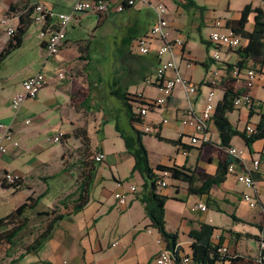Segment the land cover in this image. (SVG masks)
Wrapping results in <instances>:
<instances>
[{"label": "crops", "instance_id": "1", "mask_svg": "<svg viewBox=\"0 0 264 264\" xmlns=\"http://www.w3.org/2000/svg\"><path fill=\"white\" fill-rule=\"evenodd\" d=\"M75 1L0 0V19L6 16L10 7L13 8L11 14H15L27 5L38 4L43 5L54 13L69 14L72 12ZM123 1L112 0L110 10L105 14L89 13L96 18V24L92 30L91 39L88 41L72 45L65 33V43L60 53L47 58L43 50L44 40L40 37L42 29L40 26L35 29L37 34L36 45L38 46L35 60L29 61V48L23 39L21 46L0 62V124L10 127L9 139L3 140V144L7 148V153L4 155H6L10 163L3 167L4 164L1 163V157L3 158L4 155L0 157V193L9 190L14 195L25 191L27 193L22 201L24 203L25 199L28 196H32L33 192V190L24 189V185L36 179V181L45 186V179H53L60 172V170L57 172H54L55 169L52 172L51 170L55 168L57 163L61 164L63 159L67 158L64 156L65 149L70 142L75 141L77 146L80 147L78 140L72 137V132L83 126L84 115H89L90 92H96L98 90L96 83L100 82L97 78L96 83L93 84L91 78L85 74L86 89L83 84V77L74 76L75 68L79 67L77 66V59L80 45H85V49L88 46H92L91 52L93 50L101 53L105 52L106 55H102V60H112L111 56L114 53L115 61L120 60L124 64L131 65L134 72L133 77L125 82L120 81V85L126 89L128 94L139 95L145 100L162 98L159 88L153 84L154 80L147 81L145 77L148 72L154 74L159 60L156 59L154 54L147 56L137 55L134 47V42L138 38L146 36L154 22L153 13L145 4L148 0H142V2L136 3L132 8H127L120 13L115 12V6L122 4ZM162 2L167 9L169 38L171 40L180 38L183 41V47L174 51L177 71L184 80L191 84L198 83V90L195 95L187 97L182 88L176 87L168 97L165 106L149 112L145 117L141 118V125H134L133 127L141 133H143L144 127L151 128L154 131L149 134L143 133V139L147 136L153 137L155 133H158L163 139L179 142V145L173 146L156 140L158 143L167 145L168 151L165 155L152 156V158L148 152L150 168L158 165L165 167L175 166L187 169L196 176L213 177L216 174L218 165L228 158L227 152L220 147V140L213 121L211 120L208 124L207 134L209 142L203 146H192L189 144V136L193 134V130L184 125L183 122L188 120L189 117H199L204 96L208 91L207 85L209 79H211L209 73L212 71H216L217 74L214 78L217 82V87L214 90L215 105L222 99L223 85L230 81L234 82L233 89L238 95L245 92L243 81L232 80L230 77L233 67L239 61L236 51L219 48L221 60L218 62L213 61L212 53L216 48L208 42V36L216 20L222 21L225 25H227V22L238 21L243 8L246 6H249L252 10L260 9L264 12V0H162ZM89 14H75L68 26L72 21L78 23L80 16ZM9 25L13 26L12 22ZM253 26L254 15L250 14L247 18L245 31L250 33L253 30ZM192 32L197 34L199 43L204 47L202 53L198 54L192 51ZM8 41L9 38L5 36L3 31H0V52ZM245 44L246 42L242 40L241 45L244 46ZM14 55L20 57L21 61L16 68L9 71L6 63ZM167 58V56H164L161 61H165ZM186 60L193 63L190 71L180 66L182 61L185 62ZM261 60L262 65L251 60L242 63V68L256 70L258 77L250 90V96L254 102L253 108L234 109L233 112L227 115L229 123L238 132H243L246 125L255 126L259 121V117L264 114V54ZM94 62H98V60ZM35 64H38V69L34 72H29V67ZM85 67H88V63L84 64L81 69L84 70ZM197 67H200L203 73L198 79L195 78L194 74ZM59 71L65 72L63 80H59L57 77ZM37 73L43 75L46 81L45 87L39 91L36 99L25 101L17 112H13L11 106L13 97L22 92V83ZM123 73H129L128 69L123 68ZM168 76H171V72L168 73ZM114 78L113 76L109 83L112 84ZM109 83H105L108 96H110L109 85H111ZM139 83L149 84L156 89L157 95L155 97L145 96L144 88L139 87ZM84 89L88 92L81 98L77 95V92L79 93L80 90L82 92ZM29 101L34 102L37 107L39 105V108L30 109L27 104ZM255 102L258 104L255 105ZM71 105L74 107L77 105L80 108L79 117H76L75 109L74 113L69 111ZM55 114H57V117L54 116ZM50 115L53 116L52 119L55 123L45 132L47 134L51 133L52 138L58 134L64 136V142L60 144V151L57 153L58 162L56 163L55 159L54 163L51 161V164L49 163V158L48 160H37L29 164V136L38 132L43 125H48L50 120L48 117ZM255 116L256 120H253ZM21 119H24V121L30 119V124L26 125L27 128H23L26 132L25 136L20 135L21 129H19L18 124ZM126 121L128 134L131 128L127 118ZM162 121H165V123H162ZM97 130L93 137L92 135L89 136L90 151L91 153L95 150L102 152L105 160L102 164H95L94 179L88 204L80 213L61 221L54 228L51 238L37 254H29L19 260L18 257L21 254L15 259L13 257L8 258L9 264H19L28 256H34L35 259L29 260L26 264H98L95 260L96 257L105 255L112 249L117 251L109 255L110 260L108 259L109 261L105 262V264H155L154 259L164 246V243L162 242L163 246H158L155 243L159 236L149 226V221L145 218L142 205L135 199L137 190L135 189V192L129 196L125 209L118 208L114 200L111 204H107V197H109L110 193L107 192L104 185L101 186V191L96 194L97 178L100 177L101 179L102 170L105 167L112 174L111 168H115L123 160L129 163L130 171L133 166V160L125 152L123 141L119 136L116 139L119 141L118 153L116 155L114 153L108 155L104 143L98 139ZM229 146L241 153L239 159L246 168L251 169L252 161H258L256 170L258 181L254 184V190L244 188L237 183L235 174L227 173L223 182L212 186L207 195H190L187 191V184L172 181L168 178L165 179L167 187L163 189L157 188V194L167 199L164 206L165 230L169 234H176L175 243L182 252H188L190 249L192 240L189 238V234L193 231H198L199 227L205 224L215 228V233L220 234L221 245L227 248L229 255H235L254 263L259 241L264 242V141H256L248 149L239 137H234L231 139ZM44 148L40 145L35 146L37 156L45 155L46 150ZM24 158H27V160ZM20 160H22V163L16 165V162ZM231 164L234 166L235 173L241 171L237 163L233 162ZM98 165L102 166L99 170H97ZM4 172H10L22 178V185L19 188H11L5 185L2 180ZM134 175L140 178L142 186L141 177L136 173ZM112 181L116 185V189L122 191L120 179L114 178L112 175ZM45 190H48V187H45ZM42 194L44 195V193ZM244 195L255 197L257 201L255 208H250L243 201ZM44 198L45 196L38 205L42 204L41 202ZM92 203H96V207L91 217L86 219L85 213L88 210V206ZM197 203L205 204L207 206L206 211L192 213L190 208ZM104 207H107V209L105 210ZM215 208L218 209L216 210ZM136 209L141 211L139 219H136L134 214L132 215V211H136ZM112 216L116 217L115 222L110 224L102 223L103 220ZM232 217L238 221H233ZM119 219L122 221L121 225L119 224ZM7 228L9 227L0 228V234L11 229V227L8 230ZM147 230L150 231V234H147ZM113 243H117V246L112 247ZM242 245H244L243 248H241Z\"/></svg>", "mask_w": 264, "mask_h": 264}, {"label": "trees", "instance_id": "2", "mask_svg": "<svg viewBox=\"0 0 264 264\" xmlns=\"http://www.w3.org/2000/svg\"><path fill=\"white\" fill-rule=\"evenodd\" d=\"M28 7H30V5H27L15 13L19 14V21L13 36L9 38L8 43L0 52V62L21 46L23 35L33 24L30 20L31 9L25 12ZM12 9V7L8 9L6 17L11 15ZM250 14L254 15V26L253 30L248 33L245 31V25L247 24V18ZM226 27L238 35L241 41L243 40L246 42L244 46L241 45V47L236 50L239 61L235 67L242 68V63L248 60L262 65L261 59L264 54V12L260 9L252 10L249 6H246L241 12L240 19L238 21L227 22ZM233 83L234 82L230 81L223 85L222 99L216 104L211 120L218 133L220 147L223 150L230 148V141L234 137H239L246 147L250 149L254 142L260 140L264 141V114L259 117L258 123L254 126V134L247 136L244 131L238 132L235 130L227 119V115L234 111L233 101L239 96L233 89ZM110 96L119 102L131 128L130 133L127 134L121 131L116 123L114 125L115 132L123 141L125 152L133 160L130 175L136 173L143 181L141 190L136 195L135 199L142 205L145 218L149 221V226L157 232L161 241L164 243L165 249L172 250L176 245L177 236L176 234H169L165 230L164 206L167 199L157 194L155 182L159 177L158 173H167L168 179L187 184V191L190 195L201 196L207 195L212 186L222 183L227 174L228 166L233 162L238 163L239 161L228 155L229 159L227 158L218 165L216 174L213 177L196 176L187 169L175 166L165 167L158 165L154 168H150L147 152L141 142V137H143L144 134L135 130L133 127L134 125H141V117L137 115V111H139L145 103L139 100H132L130 98L131 95L120 85L118 77H115L110 85ZM99 131L100 130H97V132ZM72 137L78 140L80 144V150L82 151L80 157L84 162L81 164L83 167L80 182L74 193L59 202L61 207L69 209V211L58 213L55 210H51L49 212L36 213V217L47 218L46 224L32 243L25 247L24 252L18 257V260L29 254H37L43 245L51 238L54 228L65 218L80 213L89 202L96 164L93 161V153L90 151V139L87 136V131L83 128L73 130ZM153 137L158 142L173 146L179 145L178 141L163 139L158 133H155ZM62 139H64V136ZM62 139L59 144H62ZM250 176L254 183L258 181L256 173H250ZM21 185L22 183H17L11 188H19ZM43 197V194L36 198L28 196L24 203L18 206L12 213L4 218H0V228L11 227L7 232L0 234V244L5 242L8 246L12 247L14 245L17 236L27 228L29 220L26 214L34 211ZM69 200L70 207L65 204ZM215 209L217 210L218 208ZM232 219L233 221H238L233 217ZM214 232L215 228L203 224L199 227L198 231H193L189 234V238L192 240L189 251L193 264H254L249 260H244L235 255L218 254L216 248L211 245L210 241ZM174 264H178V262L175 261Z\"/></svg>", "mask_w": 264, "mask_h": 264}, {"label": "built area", "instance_id": "3", "mask_svg": "<svg viewBox=\"0 0 264 264\" xmlns=\"http://www.w3.org/2000/svg\"><path fill=\"white\" fill-rule=\"evenodd\" d=\"M148 0L145 4L149 10L153 13L154 22L150 27L146 36L138 38L134 42V47L137 55L147 56L154 54L157 60H159L158 66L154 72L153 84L159 88L162 93V98L154 100H145L139 95H136V100L145 103L137 115L143 118L149 112L155 111L167 104V99L176 87L182 88L186 96L195 95L198 88L197 86L191 84L190 82L184 80L177 71V63L175 61V49H181L183 47V41L180 38L171 40L169 38V24L167 21V9L162 2V0ZM112 0H76L72 12L69 14L54 13L47 9L43 5H30V7L25 10L31 9L30 20L33 24L40 25V37L44 40L43 50L47 58L53 57L60 53L61 49L65 43V33L69 22L72 20L75 14H105L110 10ZM142 2V0H124L122 4L115 6L114 11L120 13L127 8H132L136 3ZM19 21V14H11L8 17H3L0 19V31H3L7 38H11L15 32V28ZM12 22L13 26L9 25ZM208 42L216 48L212 54L213 61H220L219 48L226 49L228 51H236L241 47V39L236 35L231 29L227 28L226 25L220 21L216 20L213 23V27L208 36ZM167 56V60L161 61V58ZM187 67H191L193 63L186 60ZM171 72V76L168 73ZM211 79L208 82V91L204 96V102L199 111V117H189L188 120L184 121V125L192 128L193 134L189 136V144L192 146H203L209 142L208 139V124L211 122L212 116L215 111V92L217 87V82L215 81L216 71L209 73ZM59 80L65 78V72L59 71L57 74ZM230 77L232 80H242L244 83L245 92L239 95L233 101V108H253L254 102L250 96V90L255 84L258 77V72L254 69L233 67ZM214 79V80H213ZM46 81L41 73H37L33 77L28 78L22 83V92L16 94L12 101V109L17 112L21 105L28 100L36 99L39 91L45 87ZM191 111V109H189ZM190 116V113H189ZM165 123V121H162ZM30 121H24V125H29ZM255 128L252 125H246L244 132L247 136L254 134ZM154 132L151 128L144 127L143 133L149 134ZM0 157L7 153V148L3 144V140H8L10 136V127L0 124ZM63 135L58 134L51 139L53 143H59ZM229 156L238 160L237 163L241 171L235 173L234 166L230 164L227 168V173L235 174V179L238 184L242 185L244 188L249 190H254V182L250 176V173H256L258 168V161H252L251 169L246 168V166L241 162L239 156L241 155L236 149L228 148L225 150ZM105 160V156L102 152L95 150L93 152V161L96 164H102ZM158 179L155 182L156 188H166L167 184L165 179L168 177L167 173H158ZM2 180L5 185L12 187L17 183H22L23 180L19 176L4 172ZM120 187V185H118ZM135 188L131 187L128 192L118 191L113 195L115 204L120 209H125L127 207V195L133 194ZM243 201L248 204L250 208H255L257 201L255 197L244 195ZM206 206L203 203H197L190 208L192 213L201 211H206ZM150 234V231H146ZM211 245L216 248L217 253L220 255H229L227 248L221 245V236L219 233H213L211 236ZM158 246H163L162 241L159 237L155 241ZM112 247L117 246V243H113ZM177 261L178 264H193L191 253L182 252L179 246L175 245L172 250L165 249L163 246L156 258L154 259L155 264H174ZM254 264H264V242L259 241L257 256L254 260Z\"/></svg>", "mask_w": 264, "mask_h": 264}, {"label": "rangeland", "instance_id": "4", "mask_svg": "<svg viewBox=\"0 0 264 264\" xmlns=\"http://www.w3.org/2000/svg\"><path fill=\"white\" fill-rule=\"evenodd\" d=\"M152 3L154 4L155 1L153 0ZM96 24V18L93 15H87V16H80L78 23L72 21L71 24L66 29L67 39L70 40L72 45L80 44L83 41L90 40V36L92 35V30L95 27ZM40 25L33 24L31 25L25 34L23 35L22 40L27 44V47L29 48V61L35 60L38 46L36 45V33L35 29L39 28ZM174 40V39H173ZM191 48L194 53H202L204 50V47L199 43L197 34L195 32H192L191 35ZM85 45H80L78 49V59H77V66L74 73L76 76L83 77V84L84 87L87 89V82L85 78V74H87L90 78L93 84L96 83V79H99V83L97 84L98 90L96 92H90L91 94V101L89 103V115H84L83 120V126L81 128L85 129L87 131V136H94L96 130H100L98 132V139L101 140L104 143L106 153L108 155L111 154H117L118 153V146L119 141L118 134L115 132L114 125L115 123L118 125L119 129L123 132H128L127 130V121L125 116L123 115V110L117 102L116 99H114L111 96L107 95L105 83H109L110 79L112 77H118L119 80L122 82L127 81L131 79L134 75L133 68L129 64H124L120 60L115 61V54L113 53L111 56V59H103L102 55H106L105 52L101 53L100 51H92L91 47L88 46L87 49L84 48ZM36 51H35V49ZM36 52V54H35ZM213 54V53H212ZM93 59V60H92ZM95 60H98V62H94ZM21 61V58L14 55L6 64L9 71H12L14 68L17 67L18 63ZM88 61V62H87ZM88 63V67H85L84 70L81 68L84 66V64ZM135 63V62H133ZM124 64V65H123ZM140 64V63H139ZM183 68H186V70L190 71L192 70L191 67H187L186 63L182 61L181 65ZM123 68L128 69L129 73H123ZM38 69V64H35L34 66L29 67L30 71H36ZM82 70V71H81ZM193 72V71H192ZM69 74L72 76V74L69 72ZM195 78L198 79L199 76L203 75L202 69L200 67L196 68V71H194ZM113 75V76H112ZM197 75V77H196ZM147 78V81L154 80V74H151L150 72L147 73L145 76ZM141 83V82H140ZM139 83V84H140ZM111 84V83H109ZM194 84V83H192ZM195 86L198 85V83L194 84ZM110 86V85H109ZM139 87L144 88V95L147 97H155L157 95L156 89L151 87L149 84H140ZM88 91L85 89L78 93L79 97H83L86 95ZM132 100H136V95L130 94ZM1 96V95H0ZM134 96V97H133ZM1 99V98H0ZM30 109L39 108V105L37 107L34 102L29 101L27 102ZM258 104L255 102V105ZM75 109V115L76 117H79L80 108L76 105L75 107L73 105L70 106L69 111L71 113H74ZM13 112H15L13 110ZM57 117V114L54 115ZM52 115L48 117L49 124L43 125L40 127L38 132H35L32 136H29V164L34 163L37 160H48L49 163H54L53 161L57 160V153L60 151V144L59 143H52L50 139L52 138V134H47L45 130H47L50 126H53V123H55L52 119ZM256 118V116L253 118V120ZM252 120V121H253ZM256 120V119H255ZM30 121V119H29ZM251 121V123H252ZM19 129H21V136H25L26 132L25 129L27 128L26 125H24V119H21L19 121ZM23 129V130H22ZM152 135V134H151ZM19 137V135H18ZM64 142V139H62V143ZM142 145L145 149V151L149 152L152 156H162L165 155L168 151V146L163 143H158L155 139H153L152 136H147L144 139L141 137ZM40 145L42 147H45V155L44 156H37L35 152V146ZM82 154V151L80 150V147L77 146L75 141H71L68 147L65 149V155L67 158L63 159L61 164L57 163L54 172H57L60 170V172L56 175V177L53 179H45L44 182L46 183L45 186L41 184L40 182L36 181H29L26 185H24V189L33 190L32 197L36 198L40 194L44 193V200L41 202L42 204L38 205L36 209L33 212L27 213V218L29 220L27 228L22 231L18 237L14 241V245L8 246L5 242H2L0 244V264H9V259L13 257L14 259L22 254L24 252L25 247L29 246L32 241L35 239V237L41 232V230L44 228L47 218L45 217H36L37 212H49L51 210H55L58 213H65L68 212L69 209H65L60 206L59 202L70 196L74 193L77 185L80 182L81 178V172H82V160L80 158V155ZM2 164H4L3 167H6L10 162L7 160L6 155L3 156ZM27 160V158H24ZM22 163V160L17 161L16 165H20ZM51 163V164H52ZM102 166L98 165L97 170H99ZM113 168V170H112ZM111 168L112 174L109 172L108 168L105 167V169L102 170L101 179L100 177L97 178V187H96V194H98L101 191V186L104 185L105 189L108 193H110L109 197H107V204H111L113 199V195L117 192L116 185L112 181V175L114 178H119L120 183L122 184V191L128 192L131 187H134L137 190V194L141 190V180L137 175H130V167L129 163L126 160H123L121 164H117L114 167ZM38 172V171H37ZM37 174V173H34ZM170 181V180H168ZM45 187H48V190H45ZM120 191V190H119ZM27 192L22 191L17 194H12L11 191L6 190L3 193H0V218L10 213L16 206L22 203L25 195ZM132 194L127 195V201L129 196ZM65 204L69 206L70 200L67 201ZM46 206V207H45ZM70 207V206H69ZM96 207V203H92L90 206H88V210L85 213V218L91 217L93 214V211ZM106 210L107 207H104ZM134 214V217L136 219H139L141 216V211L137 210L132 211V215ZM30 217V218H29ZM116 217L112 216L109 218H106L102 221L103 224H110L112 222H115ZM119 224H122V221L119 219ZM10 228V227H9ZM7 228V230L9 229ZM249 245V244H248ZM244 245L241 246L243 248ZM117 250L112 249L111 251L107 252L105 255H101L96 257V262L98 264H105V262H108L110 260L109 255L113 254ZM35 259L34 256H28L25 260L20 262L19 264H26L29 260ZM109 259V260H108ZM12 264V263H10Z\"/></svg>", "mask_w": 264, "mask_h": 264}]
</instances>
